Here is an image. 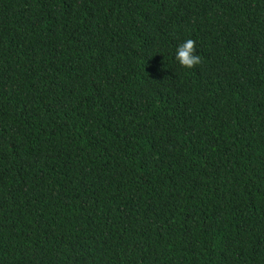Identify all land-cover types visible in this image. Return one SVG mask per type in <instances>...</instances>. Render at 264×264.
<instances>
[{
	"label": "trees",
	"instance_id": "1",
	"mask_svg": "<svg viewBox=\"0 0 264 264\" xmlns=\"http://www.w3.org/2000/svg\"><path fill=\"white\" fill-rule=\"evenodd\" d=\"M0 264H264V0H0Z\"/></svg>",
	"mask_w": 264,
	"mask_h": 264
},
{
	"label": "clouds",
	"instance_id": "2",
	"mask_svg": "<svg viewBox=\"0 0 264 264\" xmlns=\"http://www.w3.org/2000/svg\"><path fill=\"white\" fill-rule=\"evenodd\" d=\"M175 59L185 69H192L201 63V57L196 54V42L188 39L176 50Z\"/></svg>",
	"mask_w": 264,
	"mask_h": 264
}]
</instances>
